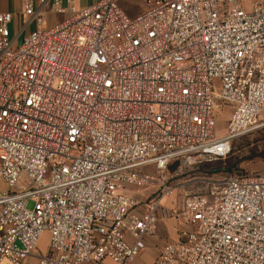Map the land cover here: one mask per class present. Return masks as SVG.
Segmentation results:
<instances>
[{"label": "built area", "instance_id": "2783aa9c", "mask_svg": "<svg viewBox=\"0 0 264 264\" xmlns=\"http://www.w3.org/2000/svg\"><path fill=\"white\" fill-rule=\"evenodd\" d=\"M24 0L16 44L0 14V264H134L158 225L179 238L146 264H264V174L212 180L172 208L170 166L226 159L264 112V5ZM227 131L216 135L220 118ZM157 187L144 203L134 190ZM33 201V209L28 204ZM49 236L48 251H38Z\"/></svg>", "mask_w": 264, "mask_h": 264}, {"label": "rangeland", "instance_id": "374dc122", "mask_svg": "<svg viewBox=\"0 0 264 264\" xmlns=\"http://www.w3.org/2000/svg\"><path fill=\"white\" fill-rule=\"evenodd\" d=\"M146 5L137 2L126 8V13L137 16L144 13ZM226 117L220 118L217 125L216 135L226 134ZM262 127L256 131L239 138L232 146L231 154L223 160H212L210 158H193L191 162L182 160L173 163L166 172L167 186L175 189L173 196L164 202L166 208L174 207L186 195L203 191L212 180H221L241 174H264V112L260 118ZM7 190L4 183L0 182V192ZM157 187H149L144 190H134L133 197L144 203L154 197ZM34 202L28 204L31 210ZM169 222V221H166ZM49 236L46 234L40 241L38 251L43 252L48 248Z\"/></svg>", "mask_w": 264, "mask_h": 264}, {"label": "crops", "instance_id": "0c3cea01", "mask_svg": "<svg viewBox=\"0 0 264 264\" xmlns=\"http://www.w3.org/2000/svg\"><path fill=\"white\" fill-rule=\"evenodd\" d=\"M54 0H50L49 4L43 8L45 14V22L47 28H52L58 24L69 20L72 15L70 13L57 14L52 9V3ZM62 5L67 8L70 3L74 5L77 10H84L90 8L102 0H59ZM138 0H118L119 6L126 11V8L134 5ZM256 2H260L264 5V0H241V4L245 10H251L252 5ZM36 10H41V0H33ZM24 0H0V14L10 13L13 15V22L10 25V31L13 40H16V44H20L22 38L35 31L38 25L31 21L30 18L23 14ZM172 208V207H171ZM179 228H177L174 222H160L157 228V232L154 236L146 240V250L145 252L136 260L134 264H146L158 257L162 249L170 242L176 241L179 238ZM49 242V241H48ZM49 244V243H48ZM43 251V253L47 252ZM37 255L35 253L30 257L26 264H37ZM3 264H10L9 262H4ZM107 264H112L108 262Z\"/></svg>", "mask_w": 264, "mask_h": 264}]
</instances>
